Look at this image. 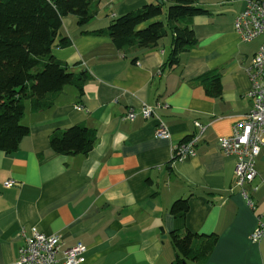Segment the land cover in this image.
<instances>
[{
    "label": "crops",
    "instance_id": "1",
    "mask_svg": "<svg viewBox=\"0 0 264 264\" xmlns=\"http://www.w3.org/2000/svg\"><path fill=\"white\" fill-rule=\"evenodd\" d=\"M248 1L200 0L209 14L192 21L198 44L175 67L166 65L170 38L125 53L109 36L88 33L156 0H101L84 28L63 19L71 43L52 54L90 80L82 95L67 86L50 109L34 112L27 103L22 123L30 135L17 152L0 153V264L16 263L22 232L31 230L58 236L62 251L83 245L82 264H172L171 234L187 230L218 237L206 263L187 264H264V237L250 239L264 223V148L248 187L253 209L235 185L236 159L220 146L254 107L248 70L264 38L244 42L234 29ZM217 78L219 94L210 95ZM158 119L169 129L165 139L156 137ZM198 124L205 130L195 155L179 161L176 148L199 135ZM73 126L95 130L93 150L52 152L51 136ZM180 200L190 204L184 218L171 214Z\"/></svg>",
    "mask_w": 264,
    "mask_h": 264
},
{
    "label": "trees",
    "instance_id": "2",
    "mask_svg": "<svg viewBox=\"0 0 264 264\" xmlns=\"http://www.w3.org/2000/svg\"><path fill=\"white\" fill-rule=\"evenodd\" d=\"M199 2L156 0L114 18L106 28L88 33L109 36L115 47L125 53L155 49L171 34L172 50L166 65L175 67L181 56L198 44L192 21L209 14ZM100 3L101 0H0V153L17 152L30 135V128L22 123L27 103L37 112L52 108L67 86L84 93L90 75L75 74L52 52L71 43L62 37L63 19L72 16L84 28L97 16ZM212 86L208 93L219 94L218 78ZM95 142V130L73 126L55 132L50 147L52 152L66 157L86 156ZM189 210V200H180L172 206L171 214L184 218ZM217 239V235L189 230L173 232L171 241L177 257L172 264L206 263Z\"/></svg>",
    "mask_w": 264,
    "mask_h": 264
},
{
    "label": "built area",
    "instance_id": "3",
    "mask_svg": "<svg viewBox=\"0 0 264 264\" xmlns=\"http://www.w3.org/2000/svg\"><path fill=\"white\" fill-rule=\"evenodd\" d=\"M234 29L244 42H253L264 38V0H249L245 10L238 16ZM252 82L249 97L254 102L253 109L242 116L233 127L232 135L220 140L222 151L227 156L236 158L235 185L248 204L255 207L246 186L256 177L255 161L264 147V42L255 54L252 65L248 70ZM144 118L155 115L153 108L144 106L141 109ZM135 111H130L127 119L133 120ZM156 129V137L165 139L169 129L160 120ZM199 135L193 137L188 144L179 145L174 156L179 161L195 155V144L200 140L205 128L198 124ZM8 187L13 183L8 182ZM258 190V188H256ZM24 244L19 250V257L15 264H82L85 262L86 248L79 244L76 247L61 250L60 238L47 235L38 230L22 232ZM264 236V223L260 222L253 231L250 239L258 243Z\"/></svg>",
    "mask_w": 264,
    "mask_h": 264
},
{
    "label": "bare ground",
    "instance_id": "4",
    "mask_svg": "<svg viewBox=\"0 0 264 264\" xmlns=\"http://www.w3.org/2000/svg\"><path fill=\"white\" fill-rule=\"evenodd\" d=\"M264 147L262 146L261 147V150L263 149ZM260 150V151H261ZM261 153V152H260ZM225 154V153H224ZM226 155V154H225ZM227 156V155H226ZM227 157H230V156H227ZM232 157V156H231ZM234 158V157H233ZM236 159V158H235ZM256 163H257V160L255 161V170H256V177L258 176V172H257V169H256ZM236 165H237V160H236ZM256 177L254 178V180L250 183V184H248L247 186H246V189H247V191L249 192V190H248V187L255 181V179H256ZM256 188L257 187H255V188H253L252 190H256ZM264 237V236H263Z\"/></svg>",
    "mask_w": 264,
    "mask_h": 264
},
{
    "label": "rangeland",
    "instance_id": "5",
    "mask_svg": "<svg viewBox=\"0 0 264 264\" xmlns=\"http://www.w3.org/2000/svg\"><path fill=\"white\" fill-rule=\"evenodd\" d=\"M168 38L172 39L171 34H169L165 39H168Z\"/></svg>",
    "mask_w": 264,
    "mask_h": 264
},
{
    "label": "water",
    "instance_id": "6",
    "mask_svg": "<svg viewBox=\"0 0 264 264\" xmlns=\"http://www.w3.org/2000/svg\"><path fill=\"white\" fill-rule=\"evenodd\" d=\"M166 238V237H165Z\"/></svg>",
    "mask_w": 264,
    "mask_h": 264
}]
</instances>
